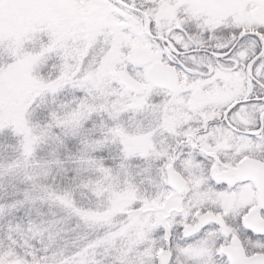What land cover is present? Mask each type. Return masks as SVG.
<instances>
[{"label": "snow or ice", "instance_id": "6c2138e0", "mask_svg": "<svg viewBox=\"0 0 264 264\" xmlns=\"http://www.w3.org/2000/svg\"><path fill=\"white\" fill-rule=\"evenodd\" d=\"M33 3L0 0V35ZM109 3L87 36L29 15L38 50L0 59V181L25 185L0 264H264V0Z\"/></svg>", "mask_w": 264, "mask_h": 264}, {"label": "rangeland", "instance_id": "374dc122", "mask_svg": "<svg viewBox=\"0 0 264 264\" xmlns=\"http://www.w3.org/2000/svg\"><path fill=\"white\" fill-rule=\"evenodd\" d=\"M20 7L22 9L21 13L9 19L3 26V33L0 35V55L4 54L7 57L10 44H16L18 48L23 49V58L25 60L29 59L33 53L38 50L39 40L36 31H33V33L29 35L28 31L25 29L24 40L28 43L27 45L19 43L20 38L16 34L17 30L23 27L29 15L37 12L43 13L46 17L44 27L47 29H54L71 20L78 25L79 30L87 36L91 35V29L96 23H109L112 9V6L107 0H59V2L58 0H35V3L30 6L22 4ZM24 9H26V11H23ZM251 11L258 12L259 8L251 9ZM26 48L31 49L29 52H25ZM12 51L14 54L15 49ZM48 61L52 64L56 62V59L53 58ZM42 66L43 65H37L31 71H22L19 77L25 80L36 81L42 74H48V68L45 69V72L44 68L42 70L43 73L40 72ZM120 71H124V68L113 67L110 70V76L116 78ZM33 73H35V75H33Z\"/></svg>", "mask_w": 264, "mask_h": 264}, {"label": "trees", "instance_id": "16d2710c", "mask_svg": "<svg viewBox=\"0 0 264 264\" xmlns=\"http://www.w3.org/2000/svg\"><path fill=\"white\" fill-rule=\"evenodd\" d=\"M30 48H26L25 52H29ZM6 58V56L4 54L0 55V59ZM44 68V67H43ZM42 68V70H43ZM44 68V72H45ZM48 103H50L49 98H45L44 101V105H42V107L46 106ZM39 111V110H38ZM35 117V114H34ZM33 117V122L36 123L37 125H43L44 123H46V121L44 120H39V119H35ZM17 143V138L11 136L10 134L5 138V137H0V162H5L7 159H11L12 157L15 156V151L10 148V147H6V145H10V144H16ZM78 147V145H77ZM111 152L113 155H119L118 152V147L117 145L113 144L110 146ZM75 150V149H73ZM107 151V150H106ZM43 154V153H42ZM110 163L112 161H109ZM118 162V161H117ZM139 163L141 165V167H148V164H146L144 161H133L132 164L135 165ZM158 161H153L152 162V174L156 175V165L158 164ZM138 170V169H136ZM148 185L145 184V187H147ZM25 187V185L18 183V182H14L12 181V178L10 177H6L4 179V181H0V200L2 199H11L13 197V195L16 193L17 189H23ZM108 189H105V191H107ZM81 196L85 199L88 198V193L87 192H82ZM97 204H100V201L96 202ZM45 212L48 211L47 206H44L43 209ZM55 210V209H53ZM108 211H111V209H108Z\"/></svg>", "mask_w": 264, "mask_h": 264}, {"label": "water", "instance_id": "95a60500", "mask_svg": "<svg viewBox=\"0 0 264 264\" xmlns=\"http://www.w3.org/2000/svg\"><path fill=\"white\" fill-rule=\"evenodd\" d=\"M121 73H122V72H121ZM121 73H119L118 76H120ZM256 163H257V164H263V163H261V162H259V161H256Z\"/></svg>", "mask_w": 264, "mask_h": 264}]
</instances>
